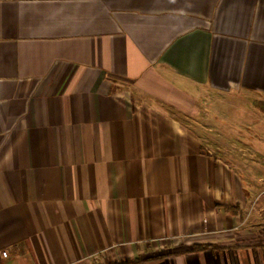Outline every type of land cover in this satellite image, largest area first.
<instances>
[{"label": "crops", "instance_id": "1", "mask_svg": "<svg viewBox=\"0 0 264 264\" xmlns=\"http://www.w3.org/2000/svg\"><path fill=\"white\" fill-rule=\"evenodd\" d=\"M230 97L264 102V0H0L5 264H264V192L195 126Z\"/></svg>", "mask_w": 264, "mask_h": 264}, {"label": "rangeland", "instance_id": "2", "mask_svg": "<svg viewBox=\"0 0 264 264\" xmlns=\"http://www.w3.org/2000/svg\"><path fill=\"white\" fill-rule=\"evenodd\" d=\"M204 102L209 104H201L197 131L209 144L210 127H214L223 139L217 143L228 149L224 154L230 156L234 168L247 182L258 181L256 187H248L249 191L264 192V111L247 98H219L214 102L207 98Z\"/></svg>", "mask_w": 264, "mask_h": 264}, {"label": "trees", "instance_id": "3", "mask_svg": "<svg viewBox=\"0 0 264 264\" xmlns=\"http://www.w3.org/2000/svg\"><path fill=\"white\" fill-rule=\"evenodd\" d=\"M255 105L257 106V108H259L260 110L264 111V102L260 101V102H255ZM216 249L219 248L216 245H211V244H198V245H194L193 248L191 249L192 251H198V250H205V249ZM159 257L156 258H149V259H134L131 261H125V262H111L108 264H151L153 262H155L156 260H158Z\"/></svg>", "mask_w": 264, "mask_h": 264}, {"label": "built area", "instance_id": "4", "mask_svg": "<svg viewBox=\"0 0 264 264\" xmlns=\"http://www.w3.org/2000/svg\"><path fill=\"white\" fill-rule=\"evenodd\" d=\"M10 258V251L8 249H0V264H5V262Z\"/></svg>", "mask_w": 264, "mask_h": 264}]
</instances>
